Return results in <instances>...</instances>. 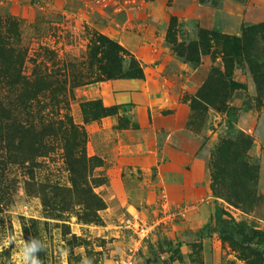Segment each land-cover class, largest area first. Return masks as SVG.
Listing matches in <instances>:
<instances>
[{
    "label": "rangeland",
    "instance_id": "obj_1",
    "mask_svg": "<svg viewBox=\"0 0 264 264\" xmlns=\"http://www.w3.org/2000/svg\"><path fill=\"white\" fill-rule=\"evenodd\" d=\"M100 35L143 77L106 78ZM216 204L261 235H197ZM18 230L43 264H264V0H0V239Z\"/></svg>",
    "mask_w": 264,
    "mask_h": 264
},
{
    "label": "trees",
    "instance_id": "obj_2",
    "mask_svg": "<svg viewBox=\"0 0 264 264\" xmlns=\"http://www.w3.org/2000/svg\"><path fill=\"white\" fill-rule=\"evenodd\" d=\"M233 42L231 41L230 48L232 49L234 54H240V48L237 41L238 37H234ZM228 46V43L225 44V47ZM121 52H124V49L120 47L113 40L100 35L95 45L92 47L90 53L99 63V71H101L106 78L111 77H120L126 76L130 78H142L143 71L141 66L135 61L132 57L128 56L129 67L126 70H122V62L123 56H121ZM179 54V53H178ZM233 84H238L235 81H231ZM219 105L222 106V109L225 112L226 123L228 126H232V124L236 121V112L232 111V108L222 104V101H218ZM97 103V102H95ZM94 103V104H95ZM85 102L82 104V113L85 118L95 119L100 114H104L105 111L100 105H94ZM201 233L211 234L215 233L219 236L223 241H227L230 244H236V238H249L250 236H260L261 232L256 231L255 229L249 227L243 221H235L233 217L229 215V213L219 204L214 206L212 215L207 224H205L198 232L197 235H201ZM237 246V245H235ZM239 247L242 245H238ZM166 252L170 253V249H167ZM256 256L258 254H255Z\"/></svg>",
    "mask_w": 264,
    "mask_h": 264
},
{
    "label": "clouds",
    "instance_id": "obj_3",
    "mask_svg": "<svg viewBox=\"0 0 264 264\" xmlns=\"http://www.w3.org/2000/svg\"><path fill=\"white\" fill-rule=\"evenodd\" d=\"M10 244H14V251L18 254L20 264H43L38 255L47 247L43 239L34 236L25 241L22 238V230H18L16 234H7L0 239V250L8 248ZM82 264H91V260L85 258Z\"/></svg>",
    "mask_w": 264,
    "mask_h": 264
}]
</instances>
